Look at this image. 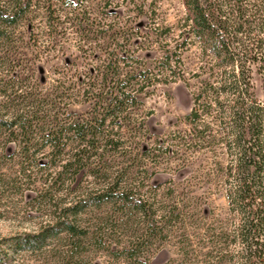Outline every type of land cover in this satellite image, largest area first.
<instances>
[{"label":"trees","instance_id":"1","mask_svg":"<svg viewBox=\"0 0 264 264\" xmlns=\"http://www.w3.org/2000/svg\"><path fill=\"white\" fill-rule=\"evenodd\" d=\"M180 1L185 11L180 26L199 50L189 127L170 136L176 143L164 148L157 141L143 149L138 95L155 82L181 78L190 85L182 56L188 38L174 48L163 45L158 73L140 61L135 39L166 40L169 26L156 23V36L143 35L109 11L119 6L112 0H104L103 17L93 13L91 0L69 7L65 0H0V48L20 38L15 28L31 15L48 28L47 38L36 39L45 51L56 50L57 37L67 33L85 46L99 42L105 51L103 63L93 69L69 72L59 84L64 91L51 93L53 98L40 93L30 101L35 87L24 90L29 85L17 76L0 80V144L3 149L14 144L20 155L18 172L0 176V183L27 186L37 192V210L48 207L36 229L0 238V264H25L22 252L38 254L52 240L66 248L59 252L62 264H88L85 252L98 251L114 264H149L150 252L172 238L181 253L175 264H264V0ZM14 67L7 64L6 73ZM255 72L263 98L254 92ZM68 98H81L89 111L69 112ZM167 152L186 167L211 152L212 173L195 175L180 188L172 181L152 185L150 163L159 156L162 162ZM46 153L49 160L38 157ZM84 175L92 180L82 188L78 178ZM213 181L227 200L226 217L225 211L215 215L209 200L195 192ZM102 207L104 213L83 218Z\"/></svg>","mask_w":264,"mask_h":264},{"label":"rangeland","instance_id":"2","mask_svg":"<svg viewBox=\"0 0 264 264\" xmlns=\"http://www.w3.org/2000/svg\"><path fill=\"white\" fill-rule=\"evenodd\" d=\"M65 1L68 2H65V4L69 7V2L70 4H74V2L79 0ZM112 1L118 3L119 6H111L109 11H115V13L121 15L122 19L126 20L127 26L137 28L143 35L148 36L146 33H149L152 37L156 36L157 30L155 26L158 25L156 23H159L160 26L171 27L170 35L166 40L155 42L154 38H145L144 36L135 39V42L140 44L141 47L137 52L138 57L141 59L140 61L143 64L146 63L147 67L153 69L155 72L161 73L159 69H162V61L165 55L163 45L174 48L177 43H182L186 37L188 38L189 44H186L182 51V56L184 60L183 67H185L184 76L188 79L190 85L187 86L181 78H177L174 81L155 82L153 85L148 86L143 93L138 95L141 105L136 113L137 116L144 119L146 129L144 140L141 141V147L145 149L160 141L165 142V146H163L165 148L171 140H174L170 137L173 133H177L178 131L182 132L189 127L186 116L191 111L193 105L192 91L196 89L197 85V77L194 74L197 71L199 50L196 43L192 41L189 32L184 31L180 26L185 15L183 5L180 0ZM90 4L93 7L91 10H93L95 15L98 14L100 17L107 15L108 10L103 7L104 0H91ZM108 16L115 17L112 15ZM153 17H156L158 22H154ZM31 24H35V26L32 27ZM37 25H39V29H37ZM65 25L68 26V24ZM41 29L43 30L41 31ZM47 29L44 26L43 18L29 15L15 28V32L20 38L17 40L14 39L11 42L2 43L0 48V80L3 79L4 81L9 77L17 76L24 80V85H29L24 89L27 91L32 85L35 88L30 89L28 95L31 96L29 100L33 102L36 97L40 96V93L41 95L45 94L52 98L53 95L51 93L60 94V91H64V89L59 84L61 80L66 79L64 77H67L69 72L76 69H86L87 67L93 69L97 64L103 63L102 60L105 58V51L101 49L99 42L87 43V46H85L83 41L80 42L76 36L69 35V33L64 36L61 34L57 37V42L55 43L56 50L45 51L42 47V40L36 43V39L38 38L37 36H40L41 39L47 38L48 34H44ZM37 31L40 33H37ZM181 32L182 34H180ZM162 38H165V36ZM91 44L93 48L89 47ZM80 45H83L86 50L79 49ZM136 46L134 44L133 48H137ZM4 58L8 59L9 62L7 63ZM7 64L8 66L9 64L15 65L10 74H7L5 70ZM253 77L254 92L258 97L263 98L260 76L255 72ZM163 79H166V77L164 76ZM56 87L61 89L57 90ZM80 99L69 100L68 98L65 101L69 103V112L75 115H83L89 111L90 105ZM58 105L62 106V104ZM173 143H176V141L174 140ZM175 147L174 145L172 149H176ZM16 149L14 144H9L7 149H3L0 144V176L3 178L7 179L9 175L17 173L20 169L17 163L20 155ZM38 155L40 158L43 157L41 159L44 161L50 159L47 153L43 156ZM170 155L173 154L167 152L163 156L165 159H161L162 162H159V156L157 163H150L152 166L149 164L150 171L153 173L152 178L148 180L150 184L163 183L164 185H169V181H172L180 188L187 180L194 181L197 177L199 179L203 177V174L206 176L212 173L213 153L211 152L194 158L196 162L194 161L192 165L187 167L178 165V160L174 156L170 157ZM200 163H202V166L199 167ZM195 175L197 177L193 179ZM78 180L80 186L84 188L89 185L92 177L84 175L79 177ZM214 183L215 181L213 183H202L200 188L195 187V192L209 200L215 215L224 213L225 211L226 217L228 211L227 200L222 192L216 190L217 183ZM6 185L0 183V238L12 236L18 232L36 229L38 222L43 219V216L45 217V213H43L45 211L42 210L45 208L48 209L47 206H43L40 208L42 210H37L38 202L33 198L37 195L35 190L27 189V186L19 185V187H12ZM42 186L39 183L36 185L38 189H41ZM105 209L106 207H102L85 212L83 213V218L90 217L91 214L104 213ZM62 244V241L52 240L40 253L30 254L22 252L19 257H22L21 260L25 264H62L59 254L66 249ZM83 259L88 264H108L107 261H110L105 252L100 253L99 251L95 255H92L90 252H85ZM180 261L181 253L179 246L176 238H172L169 242L160 243L155 247L150 252L147 263L175 264ZM112 263L114 264V262L110 261V264Z\"/></svg>","mask_w":264,"mask_h":264}]
</instances>
